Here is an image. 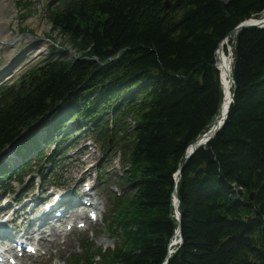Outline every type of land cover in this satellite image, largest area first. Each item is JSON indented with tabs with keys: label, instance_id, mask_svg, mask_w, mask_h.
<instances>
[{
	"label": "trees",
	"instance_id": "1",
	"mask_svg": "<svg viewBox=\"0 0 264 264\" xmlns=\"http://www.w3.org/2000/svg\"><path fill=\"white\" fill-rule=\"evenodd\" d=\"M162 2L62 0L49 18L80 56L68 60L60 51L0 89V152L59 103L71 109L50 114L45 125L56 131L75 117L115 138L128 117L138 121L125 151L133 191L116 212L121 244L94 251L85 264H164L178 225L174 174L222 100L215 50L264 9V0H174L165 12ZM233 75L236 95L224 127L182 169L183 243L168 264H264V237L250 231L248 218L253 210L264 218V28L240 31ZM28 141L40 149L36 133ZM8 170L0 163V183Z\"/></svg>",
	"mask_w": 264,
	"mask_h": 264
},
{
	"label": "rangeland",
	"instance_id": "2",
	"mask_svg": "<svg viewBox=\"0 0 264 264\" xmlns=\"http://www.w3.org/2000/svg\"><path fill=\"white\" fill-rule=\"evenodd\" d=\"M33 3L29 8L20 11V7L17 5V0H0V71L9 66V60H12L14 56L16 58L12 60L14 66L18 56L24 52V63L34 60L38 61L48 54L50 46L54 42L66 45L69 44L63 36L52 30L51 24L45 17V9L49 0H32ZM30 9V11H29ZM23 12L28 14L23 18ZM21 27H25L28 30L35 33L36 37H32L27 33H23ZM25 31H28V30ZM49 37V40H46ZM17 38V41H14ZM43 49L42 52L39 51ZM22 58L18 60L21 61ZM17 70V69H15ZM85 136H81L79 144L81 147L69 150L66 159L63 160L60 172L56 177L59 178L56 182L66 189H82L87 185L81 186L78 184L79 179L83 173L91 168L90 176L91 183L95 184V193L98 197L102 198L105 203V212L102 219L98 222L92 223L87 230H78L71 232L68 236H63L58 239L57 244H49L40 252V255L32 256L25 260L27 264H65L64 259H71L73 255H76L81 250V239L87 238L88 240H94L98 245H109L111 239L106 237V221L104 217L108 211V206L112 200V191L121 193L122 190L119 187L121 181L118 183L117 175L121 172V164H116L111 161L108 166L102 171L104 181L100 179L96 180L97 171L101 169V152H95L92 155L88 154V148L84 145ZM115 153H119L116 151ZM95 161V163H93ZM60 167V166H59ZM35 175V172L32 173ZM109 183L108 187L104 189V185ZM78 185V186H77ZM115 185H118L117 189ZM20 189V188H19ZM100 193V194H99ZM38 192L33 193V196L37 198ZM54 198V193H50L49 199ZM23 203L16 208H20ZM3 205H0V207ZM27 210L20 211L22 214L28 212ZM22 220V218H20ZM66 224V223H65ZM27 228V225L23 229Z\"/></svg>",
	"mask_w": 264,
	"mask_h": 264
},
{
	"label": "bare ground",
	"instance_id": "3",
	"mask_svg": "<svg viewBox=\"0 0 264 264\" xmlns=\"http://www.w3.org/2000/svg\"><path fill=\"white\" fill-rule=\"evenodd\" d=\"M226 46H227V42L225 41V42L222 43V45L220 46V48L218 50L219 65H220L221 71L223 73V78H224V83H225V98H224V102H223V105H222L220 117L218 118V120H223L224 119V117L226 115V111H227V109L230 106V101H231V98H232L231 86L229 84V79H228V75H227L228 74V70H229V67H228L229 60H228V57H227V54H226V50H225ZM90 170L85 172L83 174V177L88 176ZM95 203H96V205L100 204L98 201H95ZM52 218H53L52 216H47V217L43 218L42 220H43V222H47L48 220H51ZM76 218H81L80 221H84L83 220L84 218H88V220H89V217H86L85 213H78V212L75 213L73 210L67 209L65 211L64 215L62 216L60 221L63 224L65 221H67L69 219L70 220L72 219L71 221H74ZM68 223H72V222H68ZM1 224H2L1 226H2L3 230L8 231L9 226L5 223V219L2 220ZM33 225H34V222L31 223L30 229H32ZM30 229L28 230L27 233H31ZM14 230L15 231H12L11 234H9V235L12 238L15 239L16 237H18L20 235L21 232H18L16 227L14 228ZM50 231H51V234H54V235L60 234V230H56V229L51 228ZM3 233H4V231H3ZM21 264H24V262H22Z\"/></svg>",
	"mask_w": 264,
	"mask_h": 264
},
{
	"label": "water",
	"instance_id": "4",
	"mask_svg": "<svg viewBox=\"0 0 264 264\" xmlns=\"http://www.w3.org/2000/svg\"><path fill=\"white\" fill-rule=\"evenodd\" d=\"M195 148H196V146H195Z\"/></svg>",
	"mask_w": 264,
	"mask_h": 264
}]
</instances>
